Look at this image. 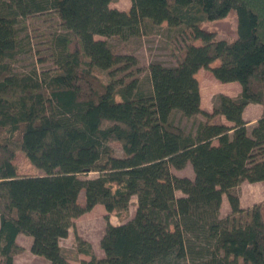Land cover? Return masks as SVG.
Returning <instances> with one entry per match:
<instances>
[{
    "label": "trees",
    "instance_id": "16d2710c",
    "mask_svg": "<svg viewBox=\"0 0 264 264\" xmlns=\"http://www.w3.org/2000/svg\"><path fill=\"white\" fill-rule=\"evenodd\" d=\"M113 1L0 0V264H14L21 233L33 238L34 254L71 264L61 240L74 220L97 204L123 216L134 196L131 218L108 220L103 256L76 234L78 251L90 256L81 264H264V204L243 208L235 191L245 180L264 181V0H131L129 11ZM231 10L234 38L203 27ZM36 16L57 19L56 29L35 35L54 67L21 72L15 63ZM164 23L187 35L184 64L151 62L147 84L115 77L138 60L116 53L108 39ZM200 68L236 80L241 91L220 92L211 110L202 108ZM250 103L263 105L252 127L244 118ZM174 111L204 118L188 131ZM17 150L42 173L20 174ZM188 164L193 178L172 170Z\"/></svg>",
    "mask_w": 264,
    "mask_h": 264
},
{
    "label": "rangeland",
    "instance_id": "374dc122",
    "mask_svg": "<svg viewBox=\"0 0 264 264\" xmlns=\"http://www.w3.org/2000/svg\"><path fill=\"white\" fill-rule=\"evenodd\" d=\"M131 0H115L111 3L112 7H117L121 10L129 11L131 8ZM30 39L25 38L23 41V51L19 56V59L15 63V68L18 71H26L30 67L36 65L38 68L54 67L51 59L49 58L50 51L45 42L41 43V37L35 36L37 33L44 32L48 29H56L58 26L57 19L51 18L45 20L44 17H33L28 21ZM204 28L216 31L219 38L232 39L236 33L237 16L234 10L224 17L214 21L207 22L203 25ZM97 38H104L97 36ZM44 39V38H43ZM187 35L181 34L178 30H170L166 23L147 28L145 32L138 36H133L128 39H122L121 37L114 36L109 38V42L116 53L132 54L137 60L138 64L130 66L127 70H119L115 73V77L126 76V80H130L134 77H138L144 80L147 84L149 65L153 61H160L166 65L180 68L184 62L182 60L183 51L186 44ZM195 44H201L200 40L195 41ZM40 58L43 61L39 60ZM224 59L219 58L215 60L212 65H218L223 62ZM140 67V69H139ZM94 72L99 75L103 80L108 81L109 76L107 71L101 70L97 67H93ZM131 73V74H129ZM196 74L200 89L203 93L204 105L211 108L214 104L216 96L220 92H224L229 95H236L241 91V87L236 80L221 81L213 76L209 69L201 68ZM256 107V106H255ZM254 108V107H253ZM258 109V110H257ZM249 109L247 113L249 117H253V120H257L262 113L260 108ZM51 111V104L48 103L47 109L43 114H47ZM202 115L194 117H185L179 111H174L172 119L175 123L180 124L186 130L194 128L195 121L203 119ZM251 120V119H249ZM251 122V121H250ZM255 123V122H254ZM253 124L250 125L252 127ZM114 148L117 155H122L123 150L121 145L117 142L114 143ZM14 162L18 168L20 174H41L42 170L35 166L27 154L23 150H17ZM173 172L179 176L194 177V171L190 164L183 169H172ZM96 173H90L89 176H95ZM235 191L240 196L241 205L243 208H250L255 203L264 204V181L262 182H249L243 181ZM177 196H182L183 192L176 191ZM84 191L81 192L80 201L84 203L85 199ZM137 198H132L128 212L123 216H119L118 213H108L103 204H97L92 210L85 212L81 216L74 220V226L71 227L67 237L61 240V246L63 252L68 257L71 264H81L82 259H89L90 256L78 251L76 234L81 236L92 244L94 252L98 256H103L104 251L100 245V240L105 232L108 220L113 224H120L131 218L136 210ZM231 212V207L227 198V195H223L221 205V215L226 216ZM109 218V219H108ZM33 238L31 236L21 234L17 241L23 247L22 251L18 253L14 258V264H51V262L44 258L34 254L31 251V244Z\"/></svg>",
    "mask_w": 264,
    "mask_h": 264
},
{
    "label": "crops",
    "instance_id": "0c3cea01",
    "mask_svg": "<svg viewBox=\"0 0 264 264\" xmlns=\"http://www.w3.org/2000/svg\"><path fill=\"white\" fill-rule=\"evenodd\" d=\"M201 69V68H200ZM200 69H199V71H200ZM198 74V73H197ZM241 87V86H240ZM239 94V93H238ZM237 95V94H236ZM203 93H202V91H201V106H202V108H204V109H206V110H211L212 108H213V105L211 106V108L209 107V106H207V105H204V100H203ZM256 106V107H255ZM257 109V108H260L259 110H260V113H262V111H263V105L262 104H260V103H250V104H248L247 105V107L245 108V110H244V118L246 119V120H248L249 121V125H251V124H253L256 120H253V117H249L248 115H247V113L250 111L249 109ZM258 110V109H257ZM249 119H251V120H249ZM224 121H226V119H224ZM251 121V122H250ZM227 122V121H226ZM260 182H262V181H260ZM257 183H259V182H257ZM22 234V233H21ZM21 234H19L18 235V237L17 238H19V236L21 235Z\"/></svg>",
    "mask_w": 264,
    "mask_h": 264
}]
</instances>
